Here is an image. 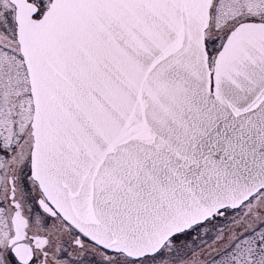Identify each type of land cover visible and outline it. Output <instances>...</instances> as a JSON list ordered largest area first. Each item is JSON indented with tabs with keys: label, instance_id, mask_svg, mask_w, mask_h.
<instances>
[{
	"label": "snow or ice",
	"instance_id": "snow-or-ice-1",
	"mask_svg": "<svg viewBox=\"0 0 264 264\" xmlns=\"http://www.w3.org/2000/svg\"><path fill=\"white\" fill-rule=\"evenodd\" d=\"M0 264H264V0H0Z\"/></svg>",
	"mask_w": 264,
	"mask_h": 264
}]
</instances>
